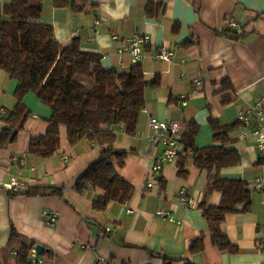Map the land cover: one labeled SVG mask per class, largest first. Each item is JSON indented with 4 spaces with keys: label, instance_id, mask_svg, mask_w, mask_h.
<instances>
[{
    "label": "crops",
    "instance_id": "crops-1",
    "mask_svg": "<svg viewBox=\"0 0 264 264\" xmlns=\"http://www.w3.org/2000/svg\"><path fill=\"white\" fill-rule=\"evenodd\" d=\"M6 0H0V6ZM83 9L56 7L42 1L41 20L53 27L55 38L68 42L78 37L82 47L102 55L104 67L126 71L132 65L127 53H119L125 37L147 34L150 43L139 61L145 77L157 76L159 84L144 90L134 136L118 133L115 147L127 151L118 173L133 191L124 203L111 201L103 211L92 208L100 188H75L79 175L99 154L98 147L82 140L70 145L61 127L59 148L50 157L28 153L32 136L43 134L49 106L29 91L23 102L31 111L16 141L0 146V264H17L16 252L31 240L44 245L30 264H163L160 253L172 258L188 255L190 242L204 234V248L190 256L197 264H264L259 246L264 234V179L260 188L250 187L264 174L262 154L252 135L242 136L237 111L264 98V0H76ZM160 4L158 16L146 14V6ZM95 19H99L95 23ZM241 23L230 28L229 20ZM173 51L170 61L156 58L159 45ZM198 78L200 84L194 83ZM16 80L0 69V117L15 105ZM192 120L197 125L194 144L212 143L211 119L236 123L229 147L241 155L238 164L224 167L219 175L242 179L250 189L246 210L227 214L221 230L238 251H221L211 243L201 205L217 204L220 193L212 186L213 172L199 170L187 161V173L178 172L177 160L163 164L159 182L145 184L150 164L161 155L162 145L151 143L149 118ZM4 122L0 119V133ZM19 182L17 191L31 186L62 185L63 195L11 194L5 184ZM183 190L188 204L180 201ZM158 210L173 218L161 219ZM47 211L48 215H43ZM56 213L53 224L48 216ZM109 227L105 236L100 232ZM11 231L15 234L11 235ZM50 251L51 256H45ZM173 264H185L175 260Z\"/></svg>",
    "mask_w": 264,
    "mask_h": 264
},
{
    "label": "trees",
    "instance_id": "trees-1",
    "mask_svg": "<svg viewBox=\"0 0 264 264\" xmlns=\"http://www.w3.org/2000/svg\"><path fill=\"white\" fill-rule=\"evenodd\" d=\"M43 0H6L0 6V69L16 80L13 109L0 117L4 122L0 133V146L16 141L31 111L23 102L29 91L49 106L43 134L32 136L28 153L46 158L59 148L61 127L72 146L85 140L98 147V157L79 175L75 188L82 191L87 186L100 188L101 194L92 202L98 211L106 209L111 201L126 202L133 187L117 171L124 164L127 151L115 147L118 133L123 131L134 136L140 111L145 105L144 90L157 86V76L147 78L141 64L132 63L126 71L115 67L106 68L101 63L102 55L85 49L78 37L68 42L58 41L51 24L41 20ZM84 1V0H81ZM56 7L83 9L76 0H53ZM160 4L149 3L146 14L158 16ZM239 123V122H238ZM236 123L222 124L211 119L212 143L204 147L194 144L197 125L185 121L181 147L178 151L177 167L181 175L187 173V161L191 159L199 170L213 172L212 186L220 193L217 204L201 205L202 215L207 221L211 243L221 251L236 252L238 247L221 230L227 214L246 210L250 204V189L242 179L224 178L219 170L236 165L241 155L229 147L231 131ZM192 151V153H190ZM159 182V179H158ZM24 193L40 195H63L62 185L31 186ZM15 232L11 231V235ZM36 241L31 240L16 252L17 264L32 262L31 249ZM204 248V234L199 233L188 246V255L172 258L160 253L163 264L183 260L185 264H197L190 256ZM45 256L50 257L47 250Z\"/></svg>",
    "mask_w": 264,
    "mask_h": 264
},
{
    "label": "built area",
    "instance_id": "built-area-1",
    "mask_svg": "<svg viewBox=\"0 0 264 264\" xmlns=\"http://www.w3.org/2000/svg\"><path fill=\"white\" fill-rule=\"evenodd\" d=\"M99 19H95V23H98ZM230 28L240 29L241 23L231 19L227 22ZM150 43V36L147 34L134 33L128 37H125L122 41V45L118 49L119 53H127L130 56L131 63H138L143 57V50L146 45ZM156 58L165 61H170L173 56V51L166 45H159L155 55ZM194 83L200 84L198 78L193 79ZM237 121L242 128V136L252 135L257 143V146L262 154L264 150V98H258L254 105L247 108H240L237 111ZM149 127L152 133L149 134L148 139L151 143H160L162 145L161 155L154 159L150 164L149 170L145 177V184L148 188H153L158 184V174L162 166L166 162L176 161L178 158V151L181 147L182 131L185 129V123L177 120H159L156 117L149 118ZM192 153V151H190ZM264 179V174L258 177L250 184V187L260 188L261 182ZM5 186L13 191L18 190L19 182L12 178ZM181 203L188 204L183 195V190L178 192ZM157 216L161 219L173 218L165 210H158ZM43 215H48L47 211H43ZM57 219L56 213H52L48 216L47 223L53 224ZM110 230L109 227H105L100 234L105 236ZM259 246L264 249V234L260 237ZM32 255H35L34 246L31 249ZM35 262V259H32ZM96 264H106L105 260L97 256Z\"/></svg>",
    "mask_w": 264,
    "mask_h": 264
},
{
    "label": "water",
    "instance_id": "water-1",
    "mask_svg": "<svg viewBox=\"0 0 264 264\" xmlns=\"http://www.w3.org/2000/svg\"><path fill=\"white\" fill-rule=\"evenodd\" d=\"M35 252L36 254H42L44 251H45V247L44 245L40 244V243H37L35 246Z\"/></svg>",
    "mask_w": 264,
    "mask_h": 264
}]
</instances>
